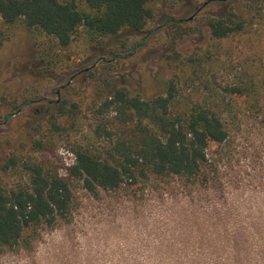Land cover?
<instances>
[{
    "label": "rangeland",
    "instance_id": "rangeland-1",
    "mask_svg": "<svg viewBox=\"0 0 264 264\" xmlns=\"http://www.w3.org/2000/svg\"><path fill=\"white\" fill-rule=\"evenodd\" d=\"M208 1L159 0L146 30L80 36L66 49L47 46L43 59L33 35L19 29L0 47V158H49L69 177L75 155L65 141L31 146L46 132L49 101L86 106L114 86L162 93L174 46L182 57L211 54L199 68L210 86L253 79L264 106V19L247 35L214 41L210 20L226 6ZM233 5L252 16L260 8L256 0ZM250 104L241 99L228 113L230 136L211 144L206 184L170 177L93 194L72 178L71 213L42 226L30 247L0 248V264H264V111ZM5 179L17 182L14 172Z\"/></svg>",
    "mask_w": 264,
    "mask_h": 264
},
{
    "label": "trees",
    "instance_id": "trees-1",
    "mask_svg": "<svg viewBox=\"0 0 264 264\" xmlns=\"http://www.w3.org/2000/svg\"><path fill=\"white\" fill-rule=\"evenodd\" d=\"M158 1L0 0V47L26 29L43 59L47 46L66 49L80 36L92 42L125 30L144 31L155 18ZM218 1L226 8L210 20L214 41L247 35L264 19V0H256L260 8L253 16L236 8L235 0ZM168 58L171 76L162 93L145 96L114 86L86 106L67 99L49 101L46 132L31 141L32 149L62 140L75 160L65 177L49 158H0L1 249L30 247L42 226L66 218L71 213L72 178L82 180L93 194L153 179L176 177L203 184L211 180L209 149L228 140L227 116L235 103L253 101L250 107L263 111L264 106L255 96L253 79L219 88L203 81L199 68L211 60L208 52L182 57L174 46ZM200 91L204 97L197 99ZM9 172L17 177L13 185L5 179Z\"/></svg>",
    "mask_w": 264,
    "mask_h": 264
}]
</instances>
